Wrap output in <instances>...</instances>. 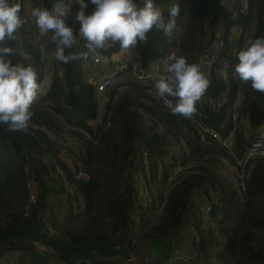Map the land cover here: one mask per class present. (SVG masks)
Masks as SVG:
<instances>
[{"label":"trees","instance_id":"trees-1","mask_svg":"<svg viewBox=\"0 0 264 264\" xmlns=\"http://www.w3.org/2000/svg\"><path fill=\"white\" fill-rule=\"evenodd\" d=\"M36 1L49 9L53 7L50 0ZM220 1L154 0L166 22L168 10L179 6L174 31L180 33L179 56L186 57L189 63L200 64L206 56L205 46H214L222 30L227 43L222 58L226 59L232 58L230 38L234 27L242 29L239 51L264 35V0H249L247 13L237 19H233ZM16 2L21 5L24 23L15 33V39L7 42L14 49L10 59L13 63L31 64L37 70L40 83L46 64L35 65L24 56L25 52L38 55L40 38L24 0ZM135 3L139 8L144 6V0H135ZM77 8L76 4L73 10ZM68 22L72 24L71 19ZM73 27L78 31V24ZM166 40L164 32L154 28L145 43L137 44L143 68L150 69L161 59L167 50ZM118 48L117 44L113 51ZM70 51L80 58L54 66L64 71L65 85H54L44 102L31 106L30 123L39 130L9 131L7 126H0V243L10 246L0 252V257L7 252L12 255L20 252L18 259H7L8 263L96 264L98 257L119 255L116 249L126 240L129 214L136 197L135 158L146 148L150 151L148 183L151 187L156 184L157 191L167 193V201L158 211L155 207L141 209L140 233L129 248L131 253L138 245L166 238L180 228L187 220L197 191H203L212 205L216 195L223 208L214 207L210 216L199 208L195 221L200 242L193 264H264V158L249 162L246 195L239 199L230 182L212 166L223 156L230 159L226 148L209 136H200L193 128L183 132L187 121L160 106L156 109L157 124L163 127V133L146 127L139 102L141 87L128 77L120 79L100 100L83 71L90 53L86 41L78 37ZM234 62L236 66L238 59ZM235 66L222 79L221 67L216 64L211 85L197 103L194 115H203L205 124L224 140L233 133L235 142L231 150L240 158L250 138L244 128L234 130L232 116L236 112L240 120H247L250 128L257 130L264 123V93L240 81L234 75ZM216 69L220 72L215 73ZM123 85H129L132 91L114 99L115 92ZM223 96L228 98L227 105L215 111L212 103ZM101 103H104V113L99 117ZM57 116L99 138V143L89 146L82 156V169L76 163L72 167L62 164L70 188L65 187L49 164L50 157L59 158L61 147L47 140L42 131L43 127H50L57 134ZM172 134L177 137V145L184 155L174 167L159 174L173 146ZM156 198L160 200L157 194ZM48 213L52 214L54 236L43 230ZM36 239L53 248L56 254L38 253L32 243ZM170 259L169 248L154 264H168Z\"/></svg>","mask_w":264,"mask_h":264},{"label":"built area","instance_id":"built-area-1","mask_svg":"<svg viewBox=\"0 0 264 264\" xmlns=\"http://www.w3.org/2000/svg\"><path fill=\"white\" fill-rule=\"evenodd\" d=\"M50 1L53 2V0ZM13 2H16V0H13ZM76 4V0H72V7H74ZM220 5L229 14L232 15L233 19H237L240 15H244L247 13L249 9V0H221ZM24 6L30 16L32 8H48L43 3H38L36 0H24ZM32 21L34 27H36L33 17ZM221 21H223V19H221ZM37 33L40 38L38 44V55L31 56L29 53H24V56L30 59L33 64H46L45 73L39 83L41 85V91L32 106L44 102L54 85H65L64 71L59 67L54 68L55 65H58V61H56L53 57V53L55 51V44L51 41V33L42 35L39 32L38 28ZM231 34V59L222 58V52H224V50L227 48V43L224 39L222 30L218 33L214 46H205L204 53L206 56H203V58H201L200 60L201 65H203L204 63H210L213 66V69L216 64L219 63V67H221L222 79H226V73L235 66L234 60L237 58V54L239 51V41L242 35V29L240 27H235L231 30ZM179 35L180 33L178 31L173 30V33L170 36H167L166 52L162 55L161 59L156 62L150 69H145L142 67L139 49L137 45L134 49H126L122 51L121 58L115 63H112L110 61L112 59L111 57L121 50L119 46L117 51H113L117 47V44L115 43H110L109 46H107L106 48L97 50L95 52L90 51L89 57L86 58L87 61L85 62V64L87 63L92 66L104 65L106 67V70L103 72L104 79L102 81L98 82L96 79L88 78V83L95 87L97 95L99 96V98L101 97L102 99V97L106 95L108 91L113 89L115 84L118 83L123 77H128L134 80V82L138 84L139 87H141L139 102L143 107L142 113L145 126L148 128H152L153 130H156L159 133H163V127L160 124H157L158 114L156 112V109L158 106H160L166 109L169 113H172L170 107L171 105H174L175 101L171 100V105H165L162 100H158L155 97L154 78H157L160 75H166L165 69L167 64L171 62L169 57L172 54L179 56ZM48 42H50L51 44L49 45ZM111 52L113 53L110 54ZM85 66L86 65H84V69ZM131 91L132 89L129 85H123L118 88L117 92H115L114 99H118L119 95L123 92ZM227 103V96H223L216 103L213 102L212 104L215 111H220L227 105ZM50 113L51 115L55 116L53 110H50ZM175 115L180 116L178 114ZM56 119L58 120L59 124L57 134H55L54 131L50 129V127H43L42 131L44 132V136L47 140L49 139L56 143L59 147H61V154L59 158L50 157L49 164L52 172L55 173V175H57L59 179L64 181L65 187L70 188V185L67 182V175L64 169L62 168V164L64 163L72 167L73 163H76V165H78V167L82 169V156L87 152V148L89 146H96L99 143V138H97L87 129L70 126L67 121L61 116H57ZM185 120L187 121V124L183 127V131L185 133L190 132L191 128H193L194 132H196L200 136H209L213 140H215L219 145L226 148L229 152H232L231 146L235 142L234 137L230 135L228 139L224 140L221 136H219L218 133L212 131L205 124L203 120V115H200L198 117L193 115L191 119ZM232 121L234 124V130L239 128L241 120L236 112H234L232 116ZM107 126H109V124ZM33 129L39 130V127L30 123L27 131ZM171 141L173 142V146L170 150L169 156L163 160L164 165L160 166L159 174H163L167 168L174 167L178 163L179 159H181L184 155L180 146L177 145L176 139L172 137ZM149 157L150 151L146 148H143L135 158L134 180L136 184V197L132 204L130 213L134 214L137 218L139 217L141 209H149L155 207L158 211L162 207H164L167 201V193H164L162 199L158 200L154 191L148 189V180L150 179ZM234 157L235 161L233 163L228 162V170L226 172V177L234 188L237 197L239 199H242L246 195L247 181L250 177V173L247 171V166L249 162L258 158H264V132L256 131L249 140L244 156L239 158L234 155ZM199 193L202 194V192L197 191L196 197L199 195ZM212 202L214 203V205L209 202L205 206L204 212L207 216H210L212 214L214 207H216L218 210H221L223 208L222 203L219 201V199H217L216 195L213 196ZM51 218L52 214L48 213L45 221L46 234L54 236L56 232L52 227ZM188 232L190 234L191 244L184 251L175 254L172 261H176L180 264L194 263L196 256V246L200 242V236L198 234L196 221L193 216H190L189 218ZM32 243L40 254H56L53 248L47 246L41 240L36 239L33 240ZM9 248L10 246L7 243H0V252L7 251ZM117 259H119V256H102L97 258L96 264H111ZM133 260L134 258L132 259V261L125 260L124 263L130 264L133 262ZM144 263L150 264V260L148 258H145ZM0 264L9 263L7 259L0 257Z\"/></svg>","mask_w":264,"mask_h":264},{"label":"clouds","instance_id":"clouds-1","mask_svg":"<svg viewBox=\"0 0 264 264\" xmlns=\"http://www.w3.org/2000/svg\"><path fill=\"white\" fill-rule=\"evenodd\" d=\"M76 3L75 11L72 0H53L51 10L31 9L39 32L42 35L51 33V41L55 44L54 59L64 64L80 58L70 51L78 37L86 41L92 52L116 42L121 49H132L140 42L145 43L154 28L170 36L180 13L179 6L171 7L166 22L154 0H144L142 8L135 0H76ZM20 13V3L0 0V126H7L9 131H23L29 127L33 117L31 106L41 91L37 70L31 64L13 63L10 59L14 49L7 46V42L15 39V33L24 23ZM77 24L78 31L73 27ZM169 59L166 75L154 78L155 97L165 105H171L174 100L171 112L191 119L211 80L201 64L189 63L186 57L175 54ZM237 59L234 75L254 91L264 93V35L239 51Z\"/></svg>","mask_w":264,"mask_h":264},{"label":"crops","instance_id":"crops-1","mask_svg":"<svg viewBox=\"0 0 264 264\" xmlns=\"http://www.w3.org/2000/svg\"><path fill=\"white\" fill-rule=\"evenodd\" d=\"M124 50L126 49H121L117 54L113 55L110 61L112 63L118 61L122 56V51ZM239 127L244 128V132L249 138H251L256 131L264 132V123L261 124L257 130H253L250 128L247 120H241V124ZM231 135L232 137H234V134ZM234 155L235 154L232 151L229 152L230 159L224 156L222 158H219L220 160V162H218L219 165H221V163L223 162V170L220 169V172L227 181L228 179L226 177V172L228 170V162L233 163L235 161ZM199 192H202V194L199 193V195L195 197L192 206L190 208L191 209L190 213L187 217V222H185V224H183L180 228L172 231L171 234L166 238L155 241H147L138 245L134 253H131L129 251V248L133 243H135V241L138 238V235L140 233V224L138 218L134 214L131 213L129 214V221L127 224L128 234L125 242L122 245V248L134 256V260L132 264H145L144 263L145 258H148L150 260V264H154V260L157 257L161 256L162 254L167 253L169 248L171 249V259L168 264H174L176 262V261H172L174 255L184 251L191 244L190 234L188 232V223L190 216H194V215L196 216V214L200 212L199 208H202V202H206V205L210 202L208 197L205 195V192L203 191H199ZM119 256H120L119 259L113 261L111 264H125L124 263L125 260L123 259V257L120 254ZM137 256H139V258H137Z\"/></svg>","mask_w":264,"mask_h":264},{"label":"rangeland","instance_id":"rangeland-1","mask_svg":"<svg viewBox=\"0 0 264 264\" xmlns=\"http://www.w3.org/2000/svg\"><path fill=\"white\" fill-rule=\"evenodd\" d=\"M235 28V27H234ZM233 28V29H234ZM115 44H118L119 45V42H116ZM120 46V45H119ZM85 69L83 70L84 71V75H85V78L86 80L88 78H93V79H96L98 82L99 81H102L104 79V71L106 70V67L104 65H99V66H92L90 64H85ZM217 70H218V73L220 72L219 69H216L215 73H217ZM104 113V103H101L99 105V117ZM96 125V123L93 124V126ZM183 129V127H182ZM168 130V129H167ZM183 131V130H182ZM184 132V131H183ZM173 135V134H172ZM175 139H177V137L175 135H173ZM181 148V147H180ZM220 162V160L218 161ZM212 166H214V168L216 169V172L221 175V177L223 178L221 172H220V169L223 170V162L221 163V165H219V163H212ZM149 190H152L154 191L157 196L162 199V196H163V191L161 190H156V184H152V187L149 185L148 187ZM205 206H206V202H202V208L201 210L204 211L205 209ZM194 218H196V216L194 215L193 216ZM185 222H187V220H185ZM184 222V224H185ZM44 231H46V229L44 228L43 229ZM20 252H14V255H12L11 252H7V253H4V259H11V258H19L20 257ZM112 256L111 257H115V256H119V255H115V254H111ZM120 257V256H119ZM137 258H139V256H137ZM174 264H180L178 262H175Z\"/></svg>","mask_w":264,"mask_h":264},{"label":"water","instance_id":"water-1","mask_svg":"<svg viewBox=\"0 0 264 264\" xmlns=\"http://www.w3.org/2000/svg\"><path fill=\"white\" fill-rule=\"evenodd\" d=\"M202 68L209 75V78H211V75H212V72H213V66L210 63H204L202 65ZM100 100H101V97H100ZM116 251L126 261H132V259L134 258V256L131 253L125 251L122 247L117 248Z\"/></svg>","mask_w":264,"mask_h":264}]
</instances>
